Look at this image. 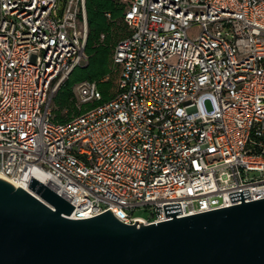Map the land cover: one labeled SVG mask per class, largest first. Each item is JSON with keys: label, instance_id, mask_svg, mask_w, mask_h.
<instances>
[{"label": "built area", "instance_id": "1", "mask_svg": "<svg viewBox=\"0 0 264 264\" xmlns=\"http://www.w3.org/2000/svg\"><path fill=\"white\" fill-rule=\"evenodd\" d=\"M124 21L119 93L60 124L51 101L87 61L86 0H0V178H36L71 219L126 225L264 199V0H131ZM77 95L102 98L95 82Z\"/></svg>", "mask_w": 264, "mask_h": 264}, {"label": "water", "instance_id": "2", "mask_svg": "<svg viewBox=\"0 0 264 264\" xmlns=\"http://www.w3.org/2000/svg\"><path fill=\"white\" fill-rule=\"evenodd\" d=\"M126 225L111 212L74 220L67 200L31 177L28 189L0 178V264H264V199Z\"/></svg>", "mask_w": 264, "mask_h": 264}, {"label": "trees", "instance_id": "3", "mask_svg": "<svg viewBox=\"0 0 264 264\" xmlns=\"http://www.w3.org/2000/svg\"><path fill=\"white\" fill-rule=\"evenodd\" d=\"M130 1L126 4L122 0H86V65L75 68L57 90L54 107L51 105L54 122L65 124L112 100L119 93L120 69L113 62V54L117 44L130 35L124 21ZM114 75L118 76L116 85ZM84 82H95L102 98L87 103H82L78 95L75 98L74 89Z\"/></svg>", "mask_w": 264, "mask_h": 264}, {"label": "rangeland", "instance_id": "4", "mask_svg": "<svg viewBox=\"0 0 264 264\" xmlns=\"http://www.w3.org/2000/svg\"><path fill=\"white\" fill-rule=\"evenodd\" d=\"M122 1L127 4L130 0H122ZM201 31H202V29L199 26H193L188 30V36L190 37V39L194 40L195 38H197L201 34ZM85 65H86V63L83 64L82 66H85ZM113 78L115 79V80H113V82L116 85L118 76L114 75ZM115 89L116 88H114L112 91L114 92ZM74 94H75V98H77L76 97L77 96V87L74 89ZM56 95H57V93H55L52 97V102H51L52 107H54V100H55ZM136 215L146 216V213L143 211H138V212H136Z\"/></svg>", "mask_w": 264, "mask_h": 264}, {"label": "bare ground", "instance_id": "5", "mask_svg": "<svg viewBox=\"0 0 264 264\" xmlns=\"http://www.w3.org/2000/svg\"><path fill=\"white\" fill-rule=\"evenodd\" d=\"M1 179L9 182L10 184H12L16 188L20 187V188L28 189V186H29L28 183H24L22 181H10V180H8L6 178H1Z\"/></svg>", "mask_w": 264, "mask_h": 264}, {"label": "crops", "instance_id": "6", "mask_svg": "<svg viewBox=\"0 0 264 264\" xmlns=\"http://www.w3.org/2000/svg\"><path fill=\"white\" fill-rule=\"evenodd\" d=\"M106 79H107V77H106Z\"/></svg>", "mask_w": 264, "mask_h": 264}]
</instances>
